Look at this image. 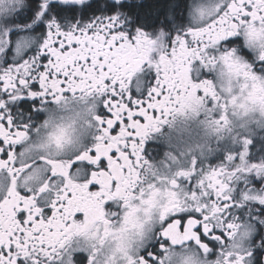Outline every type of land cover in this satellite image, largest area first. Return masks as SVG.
Wrapping results in <instances>:
<instances>
[{
	"label": "snow or ice",
	"instance_id": "6c2138e0",
	"mask_svg": "<svg viewBox=\"0 0 264 264\" xmlns=\"http://www.w3.org/2000/svg\"><path fill=\"white\" fill-rule=\"evenodd\" d=\"M0 264H264V0H0Z\"/></svg>",
	"mask_w": 264,
	"mask_h": 264
},
{
	"label": "flooded vegetation",
	"instance_id": "af4514ba",
	"mask_svg": "<svg viewBox=\"0 0 264 264\" xmlns=\"http://www.w3.org/2000/svg\"><path fill=\"white\" fill-rule=\"evenodd\" d=\"M163 146H157V150H161L162 151Z\"/></svg>",
	"mask_w": 264,
	"mask_h": 264
}]
</instances>
